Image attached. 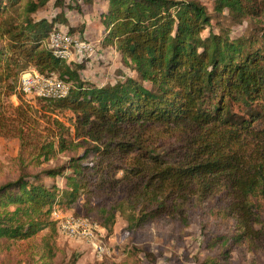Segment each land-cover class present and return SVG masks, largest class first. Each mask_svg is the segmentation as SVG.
<instances>
[{
	"label": "trees",
	"instance_id": "1",
	"mask_svg": "<svg viewBox=\"0 0 264 264\" xmlns=\"http://www.w3.org/2000/svg\"><path fill=\"white\" fill-rule=\"evenodd\" d=\"M50 1H27L23 22L1 34L11 44L0 51V136L11 132L21 144L43 138L33 147L43 162L73 145L81 152L34 174L19 153L23 172L0 185V239L59 234L54 207L65 212L82 198L106 241L118 215L135 228L163 218L187 225L189 211L203 205L251 230L263 224L264 48L255 47L256 38L213 33L198 0H101L102 43L134 76L98 87L80 79L85 61L67 63L47 49L50 30L66 22L32 19ZM20 2L0 0V18ZM213 11L256 23L264 38V0H214ZM25 65L70 86L64 99H37L33 118L1 102L3 91L17 93ZM66 112L72 131L58 119ZM162 126L184 127L192 137L175 148L157 146L152 134ZM52 256L48 248L39 264H52Z\"/></svg>",
	"mask_w": 264,
	"mask_h": 264
},
{
	"label": "rangeland",
	"instance_id": "2",
	"mask_svg": "<svg viewBox=\"0 0 264 264\" xmlns=\"http://www.w3.org/2000/svg\"><path fill=\"white\" fill-rule=\"evenodd\" d=\"M27 1L29 0H21L14 10H9L1 16L0 51L11 44L8 37H2L1 34L23 22V7ZM90 1L64 0L62 6L57 7L56 1L51 0L34 13L32 19L35 22L43 19L49 22L58 16L55 24L62 23L63 19L66 21L63 26L67 30L70 24L77 25V29L70 34L82 38L85 32L87 40L97 46V54L86 59L83 70L79 72V77L83 81L102 87L133 77L130 69L121 62L119 53H114V49L102 43L98 34L99 23L96 11L91 8ZM198 1L207 8L213 33L229 32L230 37L233 38L240 35L245 39L256 38L255 47L264 48L262 45L264 38L257 34L256 23L245 21V23H237L229 17L227 11L222 13L213 11L214 0ZM85 19L88 26L83 23ZM89 22H92V25ZM51 31L52 29L49 34ZM203 34L206 36L207 31ZM25 66H22V70L24 67L25 70L32 68ZM20 75L21 73L19 78ZM1 102L13 107L21 106L30 118L34 117L33 111L38 105L37 99L24 96L19 91L10 96H6L3 91ZM261 108L262 105H259L257 110ZM69 118L71 116L66 112L58 119L72 131ZM43 127L44 124L41 129ZM10 133L6 132V137L0 136V185L14 181L23 172L20 167L22 165L17 161L20 152L23 154L21 161L27 166L25 172L29 174L63 166L67 163L68 157L76 156L81 152V148L73 145L66 151L55 154L48 162H43L42 159L36 158L33 149L38 142L43 141V138L37 140L27 136L21 144L22 142L20 143L17 137H12ZM152 135L157 146L174 148L183 145L192 137L184 127L169 126L154 129ZM78 141L81 139L75 142ZM122 175L121 171L117 177ZM57 182L62 184L59 179ZM98 203L96 199L91 201L92 206ZM85 204L82 198L77 205L65 212L78 216H87L86 214L89 213L88 218L99 220V216ZM260 209L264 217V203ZM107 243L113 254L100 261L87 245L66 240L56 231L44 230L25 241L12 242L0 239V264H39L46 259L41 258L45 256L48 248L53 253L52 259L48 260L52 264H264V223L254 225L251 230L243 227L232 217L222 218L216 210L205 205L189 211L187 225L163 218L135 228L130 221H127L126 215H118Z\"/></svg>",
	"mask_w": 264,
	"mask_h": 264
},
{
	"label": "built area",
	"instance_id": "3",
	"mask_svg": "<svg viewBox=\"0 0 264 264\" xmlns=\"http://www.w3.org/2000/svg\"><path fill=\"white\" fill-rule=\"evenodd\" d=\"M53 57L67 63H81L97 54L98 48L84 37L71 35L64 26L54 25L47 40ZM18 91L35 99L61 100L68 96L70 86L51 73L43 75L30 68L20 75ZM51 220L60 236L87 245L100 261L112 256L105 231L86 216L68 214L54 207Z\"/></svg>",
	"mask_w": 264,
	"mask_h": 264
},
{
	"label": "crops",
	"instance_id": "4",
	"mask_svg": "<svg viewBox=\"0 0 264 264\" xmlns=\"http://www.w3.org/2000/svg\"><path fill=\"white\" fill-rule=\"evenodd\" d=\"M91 8L93 9V11H94V10L96 11L97 21H98V23H99L98 34H99V36L101 37V41H102V39H103V29H104V28H103V26H102L101 23H100V15H101L103 12H105V10H106V3H105L104 1L99 2V0H95L94 3L91 5ZM84 18H85V17H84ZM83 23H86L85 25L88 26V23L86 22V19L84 20ZM89 24L92 25V22H89ZM76 26H77V25H76ZM76 26L70 24V25L67 26V27H76ZM85 28H86V27H85ZM85 34H86V33L84 32V38L87 39L86 36H85ZM110 48L114 49L112 46H110ZM113 51H114V53L118 54V52H117L115 49H114Z\"/></svg>",
	"mask_w": 264,
	"mask_h": 264
}]
</instances>
